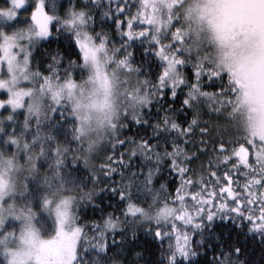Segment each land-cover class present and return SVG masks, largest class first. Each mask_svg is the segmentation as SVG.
I'll list each match as a JSON object with an SVG mask.
<instances>
[{
	"label": "snow or ice",
	"instance_id": "1",
	"mask_svg": "<svg viewBox=\"0 0 264 264\" xmlns=\"http://www.w3.org/2000/svg\"><path fill=\"white\" fill-rule=\"evenodd\" d=\"M140 231L264 261V0H0V264H136Z\"/></svg>",
	"mask_w": 264,
	"mask_h": 264
},
{
	"label": "trees",
	"instance_id": "2",
	"mask_svg": "<svg viewBox=\"0 0 264 264\" xmlns=\"http://www.w3.org/2000/svg\"><path fill=\"white\" fill-rule=\"evenodd\" d=\"M52 48H56L57 44L54 42L51 45ZM141 53L139 50H137V55H136V59L139 61L141 59ZM175 107H179V102L176 103ZM181 119H183V117H181ZM137 129L136 128H132L130 129L126 134L127 135H131L133 132H136ZM104 203L107 204L108 203V195L105 194V196L102 198ZM98 203L100 201H97ZM227 231L223 225H218L216 227V232L220 233L222 236H224V232ZM225 239H227V237H224ZM136 251H143V259L136 261V264H151V261H153L154 259H156V257L158 256V253L155 250V243L152 241L151 237L147 236L145 232L140 231L138 233V239L136 241ZM247 246L250 250L253 249V245L251 244V242H247ZM212 253L209 252L208 253V259H211ZM129 259L130 260H136L134 253H129ZM251 259L256 261V264H264V261L261 260V256H260V251L259 248L256 247L254 253L251 256Z\"/></svg>",
	"mask_w": 264,
	"mask_h": 264
}]
</instances>
